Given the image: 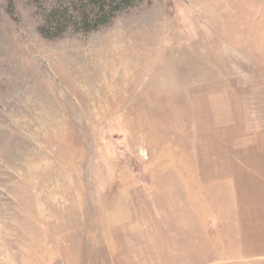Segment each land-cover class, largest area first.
<instances>
[{
    "label": "rangeland",
    "instance_id": "rangeland-1",
    "mask_svg": "<svg viewBox=\"0 0 264 264\" xmlns=\"http://www.w3.org/2000/svg\"><path fill=\"white\" fill-rule=\"evenodd\" d=\"M55 1L0 0V264H264V0Z\"/></svg>",
    "mask_w": 264,
    "mask_h": 264
},
{
    "label": "trees",
    "instance_id": "trees-1",
    "mask_svg": "<svg viewBox=\"0 0 264 264\" xmlns=\"http://www.w3.org/2000/svg\"><path fill=\"white\" fill-rule=\"evenodd\" d=\"M148 2L150 0H56L44 10L38 33L48 40L60 38L69 30L89 34L110 25L117 15Z\"/></svg>",
    "mask_w": 264,
    "mask_h": 264
},
{
    "label": "crops",
    "instance_id": "crops-1",
    "mask_svg": "<svg viewBox=\"0 0 264 264\" xmlns=\"http://www.w3.org/2000/svg\"><path fill=\"white\" fill-rule=\"evenodd\" d=\"M256 257H259V258H264V254L260 255V256H256ZM189 262V261H188ZM207 262V261H206ZM217 264H239L241 263L239 260H237L236 258H229V259H226V260H219V261H216ZM246 264L248 263H255L254 260H249L248 262H244Z\"/></svg>",
    "mask_w": 264,
    "mask_h": 264
}]
</instances>
